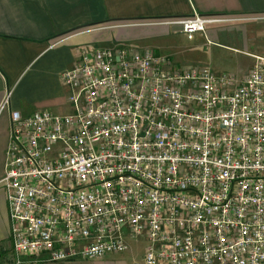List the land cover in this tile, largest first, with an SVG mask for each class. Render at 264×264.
<instances>
[{
    "label": "built area",
    "instance_id": "1",
    "mask_svg": "<svg viewBox=\"0 0 264 264\" xmlns=\"http://www.w3.org/2000/svg\"><path fill=\"white\" fill-rule=\"evenodd\" d=\"M227 20L163 22L191 38ZM77 54L62 72L70 112H12L16 264L102 259L140 239L144 264H264V57L238 79L131 44Z\"/></svg>",
    "mask_w": 264,
    "mask_h": 264
},
{
    "label": "crops",
    "instance_id": "2",
    "mask_svg": "<svg viewBox=\"0 0 264 264\" xmlns=\"http://www.w3.org/2000/svg\"><path fill=\"white\" fill-rule=\"evenodd\" d=\"M194 13L229 20L209 23L191 38L163 22ZM181 36L198 39L193 47L212 46L214 72L235 69L242 76L255 56L264 57V0H0V104L9 95L0 111V264H16L3 181L12 112H70L62 72L77 63L79 47H150L179 64ZM133 256L129 248L102 259L29 264H135Z\"/></svg>",
    "mask_w": 264,
    "mask_h": 264
},
{
    "label": "rangeland",
    "instance_id": "3",
    "mask_svg": "<svg viewBox=\"0 0 264 264\" xmlns=\"http://www.w3.org/2000/svg\"><path fill=\"white\" fill-rule=\"evenodd\" d=\"M181 50L182 52L178 57L175 58V61L179 63L181 66H208L209 64V54L212 49V46H201V47H193L195 44L199 43L197 39L196 42L188 40L186 37L181 36ZM137 46V45H136ZM140 48H150L138 46ZM152 49V48H150ZM153 50V49H152ZM247 72V71H246ZM245 72V73H246ZM226 73L234 74L240 79L241 72L238 70H227ZM144 247L145 243L143 239L138 241L131 240L130 241V249L133 250L134 263L140 264L142 262V256L144 255Z\"/></svg>",
    "mask_w": 264,
    "mask_h": 264
}]
</instances>
